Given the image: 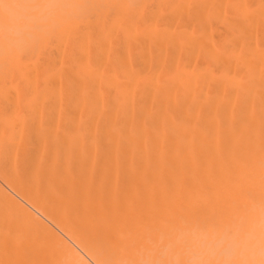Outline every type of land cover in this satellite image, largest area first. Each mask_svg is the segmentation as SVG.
Segmentation results:
<instances>
[{"label": "bare ground", "instance_id": "obj_1", "mask_svg": "<svg viewBox=\"0 0 264 264\" xmlns=\"http://www.w3.org/2000/svg\"><path fill=\"white\" fill-rule=\"evenodd\" d=\"M81 2L0 54V264H109L264 200V0Z\"/></svg>", "mask_w": 264, "mask_h": 264}, {"label": "clouds", "instance_id": "obj_2", "mask_svg": "<svg viewBox=\"0 0 264 264\" xmlns=\"http://www.w3.org/2000/svg\"><path fill=\"white\" fill-rule=\"evenodd\" d=\"M84 10L81 0H0V54L36 45L59 20ZM109 264H264V200L146 226Z\"/></svg>", "mask_w": 264, "mask_h": 264}]
</instances>
